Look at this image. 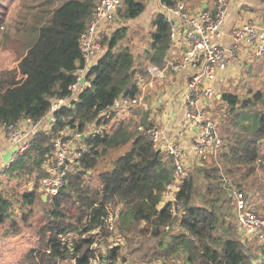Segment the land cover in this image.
<instances>
[{
    "label": "trees",
    "instance_id": "1",
    "mask_svg": "<svg viewBox=\"0 0 264 264\" xmlns=\"http://www.w3.org/2000/svg\"><path fill=\"white\" fill-rule=\"evenodd\" d=\"M159 1L172 6L183 0ZM99 2L61 0L51 9L40 10L36 23L25 19L32 9L23 11L25 17L18 23L27 32L24 52L15 67L0 71V127L27 117L43 118L52 99L69 94L73 72L82 61L79 38ZM145 9L146 0H121L117 26L103 39L105 51L87 71L90 85L63 105L55 113V122L36 133L0 172L5 176V181L0 179V239L25 228L38 241L25 252L21 264H88L93 255L89 246L108 234L103 218L109 208L119 209L116 230L120 223L121 228L158 240L160 249L152 254L155 264H170L181 255L182 264H252V247L238 235L225 184L230 181L239 190L255 194L245 187L250 189L254 185L250 178L256 179L258 170L264 169L262 91L248 90L244 98L229 91L219 93L216 101L227 109L225 117L229 116L235 131L209 161L201 158L187 168L176 194L181 209L174 214L171 203L160 207L166 186L173 181L170 158L145 135L148 119L131 111L130 116L104 121L101 135L80 140L83 147L56 195L43 200L39 192L40 180L48 175L52 141L60 132L69 128L85 133L87 124L102 123L100 114L114 99L140 93L137 80L149 76L148 64L162 67L170 45L169 25L162 14L153 15L151 42L142 54L135 56L128 44L123 45L129 39L127 23ZM112 152L116 156L110 168L97 172L100 159ZM97 228L100 232L91 234ZM106 256L117 261L121 247L110 248Z\"/></svg>",
    "mask_w": 264,
    "mask_h": 264
},
{
    "label": "built area",
    "instance_id": "2",
    "mask_svg": "<svg viewBox=\"0 0 264 264\" xmlns=\"http://www.w3.org/2000/svg\"><path fill=\"white\" fill-rule=\"evenodd\" d=\"M211 2V7L209 3ZM202 5H205L202 7ZM121 6V0H100L93 10L92 17L85 31L79 38V49L82 61L77 65L73 74L75 81L68 87L69 94L64 98L52 99L45 117L32 120L23 118L13 124L3 127L4 140L0 142V166L6 168L17 154H21L30 144L31 139L42 129H48L55 122V113L63 106L69 105L76 99L81 90L90 85L87 71L92 62L105 51L103 39L108 37L117 26L116 13ZM229 0H201L197 7H189L180 2L167 6L159 2V13L164 16L169 25L170 45L161 68L154 64L147 65L150 76H140L137 85L140 93L134 97L120 95L111 105L105 107L101 115L102 123H89L85 133L65 128L60 136L52 141V158L46 164L48 175L40 180L39 192L45 199L56 195L65 185L67 160L70 153L79 150V141L88 136L101 135L106 126L104 121L116 119L120 112L129 109L136 117L149 114L151 104L146 99L145 91L152 89L158 79H164L172 73L174 80L179 83L180 107L189 131L195 133L191 148L197 158H205L208 152L216 154L223 143L222 137L216 130L215 122L209 117L213 102L220 98L216 82L224 76L227 69L239 60V52L243 48L250 56L264 55V20L261 22L246 21L234 26L229 32V42L222 43V27L227 15ZM249 56V57H250ZM85 79L82 83L81 80ZM149 78V79H148ZM148 79V80H146ZM150 124V123H149ZM88 126L90 127L88 129ZM140 130H143L140 127ZM145 135L160 150L162 129L153 123L144 129ZM11 147H16L9 163L2 161V154ZM78 152V151H77ZM165 154L170 158L173 169V181L163 193L160 207L171 203L172 213L181 209L176 202L179 186L186 176L187 164L181 149L177 145H169ZM78 157V153L75 158ZM74 158V160H75ZM69 160V162H74ZM227 195L233 202V214L236 219V229L243 243L252 247L254 257L252 264H264V194L255 195L239 190L230 181L225 184ZM119 209L109 208L103 218L106 236H99L89 247L93 255L88 264H116L107 259L106 252L114 246L115 241L107 246L104 252H98V246L103 240L111 241L110 234L115 233ZM168 226L165 227L167 229ZM99 228L91 234L99 233ZM110 235V236H109Z\"/></svg>",
    "mask_w": 264,
    "mask_h": 264
},
{
    "label": "rangeland",
    "instance_id": "3",
    "mask_svg": "<svg viewBox=\"0 0 264 264\" xmlns=\"http://www.w3.org/2000/svg\"><path fill=\"white\" fill-rule=\"evenodd\" d=\"M200 1L201 0H183L182 2L189 7H197L200 4ZM31 2L32 6L30 7L32 8L28 6V4L31 5ZM60 2L61 0H50L48 5V0H0V71L15 67L18 59L24 52L23 41H25V33L27 32L24 30V26L18 23L20 18L25 17L23 11L25 9H32V11L27 13L25 19L28 22L36 23L35 16H38L40 10H46L48 7L51 9L53 5H57ZM154 14L155 13L149 16L148 12L144 11L137 19L127 23L129 28V39L124 41L123 45L128 44L130 50L135 56L142 54L144 49L151 42L149 33L152 31L151 24ZM25 25H27V22H25ZM249 59H251L250 62H244L241 69H239L235 75L229 76L225 83L219 87V93L229 91L244 98L247 96L248 90L264 92V55L250 56ZM246 65H250V67L246 68ZM167 78L168 77L156 81L155 85L158 91L160 88H166L167 82L169 84L170 79L167 81ZM168 87H172V84H169ZM156 93H154V91L151 92L155 99L157 98V96H155ZM226 112L227 109L216 100L213 102L209 111V117L215 122L216 130L222 137L223 143L224 138L230 136L232 132L235 131L229 116L225 117V115H227ZM119 115V118H121L130 116L131 113L130 110L124 109ZM77 145L79 149L83 147L80 142ZM77 151L78 150L75 149L74 153L72 151L69 155V159L67 160L69 170L72 169L74 163L69 162V160H74L78 153ZM210 155L211 152L206 154L205 159H207V161H209ZM115 156L116 152H112L102 157L97 172L109 169ZM196 161H200V159L196 158ZM2 168L3 166H0V172L2 171ZM0 179L5 181V176L0 174ZM252 180L254 185L251 186L250 189L246 186L245 190L254 191L255 195L264 194V169H259L256 174V179L250 178L249 181L251 182ZM23 189L24 188H21L20 191ZM39 219L40 215L36 213L33 221L37 223ZM119 222L120 221H118V223ZM30 234L31 232L29 233L28 230L23 228L20 234H12L1 238L0 264H21L25 252L30 247L37 246L38 244L36 237H30ZM110 235L113 239L111 241L105 240L104 243L102 242L98 246V252H104L105 249H107V246L112 244V241H117V245L121 247V256L118 258L116 264L157 263V261L153 259L152 254L160 249V246H158V240L149 239L146 236H140L139 234L132 232V228H121L120 223L115 233ZM173 261L174 262H171L170 264H182L184 259L181 255L180 257L174 258Z\"/></svg>",
    "mask_w": 264,
    "mask_h": 264
},
{
    "label": "crops",
    "instance_id": "4",
    "mask_svg": "<svg viewBox=\"0 0 264 264\" xmlns=\"http://www.w3.org/2000/svg\"><path fill=\"white\" fill-rule=\"evenodd\" d=\"M159 2V0L146 1L145 11L148 12L149 16L153 13H159ZM209 7H211V2L209 3ZM262 20H264V0H229L228 11L222 27V38L220 41L225 44L229 42V32L234 26L246 21L261 22ZM249 56L250 55L243 48L240 50L239 60L234 62V64L227 69L225 75L221 76L216 82L217 89L225 83L229 76L235 75L239 69H241L244 62L251 61ZM249 67L250 65H246V68ZM166 77H168L167 81L170 79L169 84H172V87H168L169 84L167 82L166 88H160L159 91L156 89V85H154L152 89H147L145 91L146 99L151 104L149 114L145 117L150 124L153 123L158 125L162 129L161 145H159L160 150L165 153L167 146L177 145L182 151L187 164L186 166L189 167L192 163L196 162L197 158L191 148L195 138L194 134L197 132V129L192 128L195 132L192 133L189 131L188 125L185 122L184 112L180 107L179 83L172 82L174 80L172 73H168L164 79H166ZM152 91H154V93L157 91L155 94V96H157L156 99L152 96ZM89 128L88 126V129ZM3 140L4 129L0 127V142ZM43 197L42 195V199L45 200Z\"/></svg>",
    "mask_w": 264,
    "mask_h": 264
},
{
    "label": "water",
    "instance_id": "5",
    "mask_svg": "<svg viewBox=\"0 0 264 264\" xmlns=\"http://www.w3.org/2000/svg\"><path fill=\"white\" fill-rule=\"evenodd\" d=\"M205 5H202V7H204ZM85 79L86 78H83L82 80H81V82L82 83H84L85 82ZM47 120L49 119V116L48 115H46V117H45ZM16 151V147H11L8 151H6L5 153H3L2 154V161L4 162V163H9L10 162V159H11V157H12V154L14 153ZM44 198V197H43Z\"/></svg>",
    "mask_w": 264,
    "mask_h": 264
},
{
    "label": "bare ground",
    "instance_id": "6",
    "mask_svg": "<svg viewBox=\"0 0 264 264\" xmlns=\"http://www.w3.org/2000/svg\"><path fill=\"white\" fill-rule=\"evenodd\" d=\"M117 19V18H116ZM145 128V127H144ZM168 157V156H167ZM169 158V157H168ZM172 169V168H171ZM115 237V236H114ZM117 242V241H116ZM104 243V242H103ZM108 243H110V242H108ZM107 257V256H106Z\"/></svg>",
    "mask_w": 264,
    "mask_h": 264
}]
</instances>
